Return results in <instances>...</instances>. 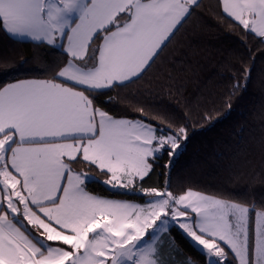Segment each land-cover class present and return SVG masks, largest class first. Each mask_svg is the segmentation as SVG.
I'll use <instances>...</instances> for the list:
<instances>
[{
    "label": "snow or ice",
    "instance_id": "snow-or-ice-1",
    "mask_svg": "<svg viewBox=\"0 0 264 264\" xmlns=\"http://www.w3.org/2000/svg\"><path fill=\"white\" fill-rule=\"evenodd\" d=\"M201 6L0 0V32L46 50L37 57L41 67L29 70L43 78L0 79V264H176L174 255L179 264H264V201L171 190L187 122L161 116L154 124L143 107L137 117L106 107L144 77ZM216 6L217 20L242 43L264 44V0ZM18 71L0 58V74ZM242 71L247 81L251 69ZM165 155L164 186L148 184ZM177 232L196 257L184 256Z\"/></svg>",
    "mask_w": 264,
    "mask_h": 264
},
{
    "label": "trees",
    "instance_id": "trees-1",
    "mask_svg": "<svg viewBox=\"0 0 264 264\" xmlns=\"http://www.w3.org/2000/svg\"><path fill=\"white\" fill-rule=\"evenodd\" d=\"M200 3L144 77L121 90V99L106 107L117 114L127 108L132 117L139 116L137 108L143 107L154 124L161 123V116L187 122L189 139L170 169L173 192L192 188L223 193L259 206L264 201V44L255 39L244 44L236 29L219 22L216 0ZM45 51L0 32V58L20 69L8 76L0 74V79L43 78L29 70L41 67L37 57ZM245 67L251 69L247 81ZM237 81L240 87L233 93ZM206 113L212 116L210 122L203 119ZM168 160L165 155L155 162L148 184L164 186ZM91 189L106 194L102 184H93ZM254 221L255 213L253 239ZM176 243L184 256H197L179 232ZM172 258L179 264L181 257Z\"/></svg>",
    "mask_w": 264,
    "mask_h": 264
},
{
    "label": "crops",
    "instance_id": "crops-1",
    "mask_svg": "<svg viewBox=\"0 0 264 264\" xmlns=\"http://www.w3.org/2000/svg\"><path fill=\"white\" fill-rule=\"evenodd\" d=\"M255 226H256V220L254 221V238H255Z\"/></svg>",
    "mask_w": 264,
    "mask_h": 264
},
{
    "label": "rangeland",
    "instance_id": "rangeland-1",
    "mask_svg": "<svg viewBox=\"0 0 264 264\" xmlns=\"http://www.w3.org/2000/svg\"><path fill=\"white\" fill-rule=\"evenodd\" d=\"M255 220H256V218H255Z\"/></svg>",
    "mask_w": 264,
    "mask_h": 264
}]
</instances>
